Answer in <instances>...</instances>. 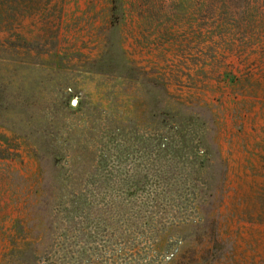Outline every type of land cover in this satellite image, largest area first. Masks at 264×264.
<instances>
[{
  "label": "rangeland",
  "instance_id": "374dc122",
  "mask_svg": "<svg viewBox=\"0 0 264 264\" xmlns=\"http://www.w3.org/2000/svg\"><path fill=\"white\" fill-rule=\"evenodd\" d=\"M0 264H264V0H0Z\"/></svg>",
  "mask_w": 264,
  "mask_h": 264
},
{
  "label": "trees",
  "instance_id": "16d2710c",
  "mask_svg": "<svg viewBox=\"0 0 264 264\" xmlns=\"http://www.w3.org/2000/svg\"><path fill=\"white\" fill-rule=\"evenodd\" d=\"M184 122L186 124V120H184ZM200 127H202V129L203 128L206 129L205 121L202 120V125H200ZM186 131H188V128L186 126L182 125V122H181V126L180 127L176 126V127H169V128H167L166 129V133H167V135L170 138V139H168L169 141L168 140L167 141L168 142H171L172 140H174L175 138L178 137V139H180V141L185 142L187 140V138H186L187 135H185L184 132H186ZM168 145L169 144H167V145L165 144L164 145L165 146V149H167V150H168V148H170V147H168ZM206 155L208 156V154H206ZM208 161H210L209 156H208ZM210 163H211V161H210Z\"/></svg>",
  "mask_w": 264,
  "mask_h": 264
},
{
  "label": "water",
  "instance_id": "95a60500",
  "mask_svg": "<svg viewBox=\"0 0 264 264\" xmlns=\"http://www.w3.org/2000/svg\"><path fill=\"white\" fill-rule=\"evenodd\" d=\"M72 103L75 104L76 103V100H73Z\"/></svg>",
  "mask_w": 264,
  "mask_h": 264
}]
</instances>
